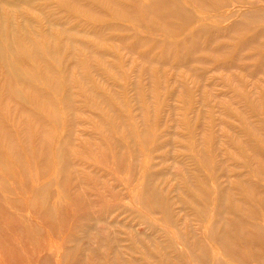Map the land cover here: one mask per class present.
Wrapping results in <instances>:
<instances>
[{
    "label": "rangeland",
    "instance_id": "374dc122",
    "mask_svg": "<svg viewBox=\"0 0 264 264\" xmlns=\"http://www.w3.org/2000/svg\"><path fill=\"white\" fill-rule=\"evenodd\" d=\"M0 38V264H264L207 231L264 235V0H0Z\"/></svg>",
    "mask_w": 264,
    "mask_h": 264
},
{
    "label": "bare ground",
    "instance_id": "6f19581e",
    "mask_svg": "<svg viewBox=\"0 0 264 264\" xmlns=\"http://www.w3.org/2000/svg\"><path fill=\"white\" fill-rule=\"evenodd\" d=\"M153 3L155 4V1ZM150 5H151V2H149V5L147 6V9L149 11L152 10V6H150ZM170 10H171V8L166 3L159 4L157 7V11L160 13L162 18L168 17L170 14ZM15 44L16 43L14 41L13 42L10 41L9 42V49L12 50L13 52H16L17 54H19V50L17 49V46ZM4 53H5V48H4L2 41H1V38H0V59H4ZM34 53H35V56L40 55L38 49L34 50ZM16 73H19L18 75L21 77L20 72L14 71V74H16ZM247 182L248 181H246V180H244L242 182V184L247 186V189L254 191V192L258 191V189H259L258 185H255L252 183H247ZM223 193H224V191L222 189L220 191V193L218 194V200H220L221 197L224 198ZM141 194H144V196H150V198L165 199L164 203L167 205V208L169 209L168 204H167L168 201H167L166 197H164L163 193L153 184L147 183V184L143 185L142 190H141ZM210 197H211L210 193L204 192V198L203 199L206 200L207 198L209 199ZM187 200H189L190 203H193V200H194V202L199 205L198 210L205 212L204 206L200 203V200L196 196H193L190 192L188 193V195L185 198H183L182 201L185 202ZM261 200H260V202H261L260 204H256V203L252 202L251 200L246 201V203H247V206L251 209V211L255 212L257 209V205L258 206L260 205L261 207L264 208V198H262ZM151 206H152V208H156V207L162 208V206H157V205H151ZM216 209H225L221 206V201H219L217 203ZM228 210L230 212H232V214L235 217V224L237 226L236 230H231L227 226H219L217 224V222L215 221L213 223V225H211L209 227V229L207 230L208 231V237L211 240H213L214 242H217V244L223 246V248H225V250H227V252L235 251L237 249V247H239V246H249V250H254L255 248H252V247H255L259 244L264 245L263 229L258 224H251L246 219L245 215H242L239 212L231 211V209H228ZM252 212H249V213H252ZM189 234L191 235L190 239L186 238L185 234L184 235L180 234V237H181V239L184 240V242H188L190 246H195V245H199V246L202 245L203 246V243H202L203 240L201 238H198L197 235H195L193 237L190 232H189ZM135 236H136V234L134 235V237ZM250 246H252V247H250ZM203 249H206V248H203ZM231 255H234V254H231ZM249 255H253V254L250 252ZM51 256H58L60 264H79L80 262H83L81 257H75L72 254V249L69 246L65 247L63 253H53V252L46 253L45 259H46L47 263L50 262L49 257H51ZM203 256L207 260L210 257V253H208L207 251H203ZM71 260H74V261H71ZM214 263L215 264H223V262L217 258H215Z\"/></svg>",
    "mask_w": 264,
    "mask_h": 264
}]
</instances>
